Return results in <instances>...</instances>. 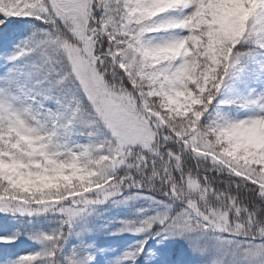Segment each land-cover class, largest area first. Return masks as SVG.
<instances>
[{
  "label": "snow or ice",
  "instance_id": "snow-or-ice-1",
  "mask_svg": "<svg viewBox=\"0 0 264 264\" xmlns=\"http://www.w3.org/2000/svg\"><path fill=\"white\" fill-rule=\"evenodd\" d=\"M0 264H264V0H0Z\"/></svg>",
  "mask_w": 264,
  "mask_h": 264
},
{
  "label": "trees",
  "instance_id": "trees-1",
  "mask_svg": "<svg viewBox=\"0 0 264 264\" xmlns=\"http://www.w3.org/2000/svg\"><path fill=\"white\" fill-rule=\"evenodd\" d=\"M28 245L27 244H25L23 247H27Z\"/></svg>",
  "mask_w": 264,
  "mask_h": 264
}]
</instances>
